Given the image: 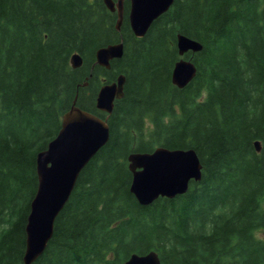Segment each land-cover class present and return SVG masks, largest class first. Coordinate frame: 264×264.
<instances>
[{
    "label": "trees",
    "instance_id": "1",
    "mask_svg": "<svg viewBox=\"0 0 264 264\" xmlns=\"http://www.w3.org/2000/svg\"><path fill=\"white\" fill-rule=\"evenodd\" d=\"M128 11L125 0L117 30L103 0H0V264H23L36 156L76 91L109 139L33 264H124L152 250L162 264H264V0H174L141 38ZM178 33L202 44L187 54L197 73L183 88L171 82ZM121 38L122 57L96 65V50ZM119 74L124 95L108 115L96 96ZM158 146L194 149L202 176L141 205L127 156Z\"/></svg>",
    "mask_w": 264,
    "mask_h": 264
},
{
    "label": "water",
    "instance_id": "2",
    "mask_svg": "<svg viewBox=\"0 0 264 264\" xmlns=\"http://www.w3.org/2000/svg\"><path fill=\"white\" fill-rule=\"evenodd\" d=\"M125 0H103L105 6L117 15L116 29L120 30L124 16ZM128 22L136 37H143L153 21L165 13L174 0H128ZM179 59L174 63L171 82L178 88L185 87L196 76L197 68L188 52L202 50V44L184 34L176 36ZM123 40L99 47L95 64L110 69L113 59L123 55ZM82 57L72 54L71 66L82 65ZM125 75L104 83L96 96V108L108 115L114 101L124 95ZM87 82L82 85H86ZM78 91L69 109L61 117V126L46 148L37 153V189L30 203L25 225V250L23 264H33L46 249L53 235L54 222L68 201L77 178L88 161L109 139L106 119L80 108L76 102ZM257 151L260 142L256 141ZM132 174L130 192L141 205H148L159 197L174 198L187 191L190 182L199 181L202 164L192 148L168 149L158 146L151 152H131L127 156ZM124 264H162L156 251L133 253Z\"/></svg>",
    "mask_w": 264,
    "mask_h": 264
}]
</instances>
